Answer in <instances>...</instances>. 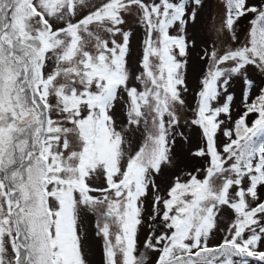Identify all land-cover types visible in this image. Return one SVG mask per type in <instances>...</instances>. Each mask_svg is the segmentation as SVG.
I'll return each instance as SVG.
<instances>
[{"label":"snow or ice","instance_id":"1","mask_svg":"<svg viewBox=\"0 0 264 264\" xmlns=\"http://www.w3.org/2000/svg\"><path fill=\"white\" fill-rule=\"evenodd\" d=\"M207 8L0 0V264H92L89 214L103 264H264V89L253 98L247 75L264 73V2ZM194 50L206 67L189 104ZM233 80L243 88L234 120ZM187 129L201 164L162 190L156 178L174 167L178 141L192 143Z\"/></svg>","mask_w":264,"mask_h":264},{"label":"rangeland","instance_id":"2","mask_svg":"<svg viewBox=\"0 0 264 264\" xmlns=\"http://www.w3.org/2000/svg\"><path fill=\"white\" fill-rule=\"evenodd\" d=\"M253 3H261L264 0H252ZM219 11L217 9V0H208V8L205 10V16L209 13ZM135 18L130 17L129 22L134 23ZM248 19H244L240 24V34L241 38L247 33L249 28ZM135 28V36L132 41V50L129 59V71L131 73H138L140 65L139 61L142 55V41L144 38L143 29L139 28V26L134 25ZM215 35V34H213ZM206 65L200 61V57L198 54V50H194L192 52L191 60L188 67V83L193 92L187 96V101L189 104L194 103L193 95L194 91L198 85V81L205 71ZM248 78H251L254 81V88L252 89L253 98L255 95H258L261 89H264V73H261L259 70L254 67H249L248 69ZM134 84H138V82L133 81ZM230 92L235 94V99L233 103V112L232 118L233 120L238 117V115L242 112V84L240 80H233L231 87L229 89ZM125 101L126 96H122L121 99L117 102L115 106L116 118L120 122L125 121ZM185 135L190 137L192 143H188V141H178V147L176 149L174 167L171 169H165L164 173L160 176H157V183L160 185L161 189H167L169 184L172 182L174 175H179L181 173H187L191 171L195 167H199L201 162L194 160L190 157V150L194 151L197 143L199 142V137L194 135L191 129L185 130ZM137 142V138L135 136L132 137L133 147H135ZM148 207L150 210V201L148 202ZM232 212L228 211L224 214L223 220L224 224L221 225V230L216 232L215 238L210 240V246L217 244L220 242L223 237V228L226 227L227 223L232 218ZM95 222L96 217L93 214H89L85 217L84 225L86 226V233L88 235V255L89 259L92 261V264H103V241L95 236ZM144 233H141L140 241L143 242ZM142 250V249H141ZM252 264H256L255 261Z\"/></svg>","mask_w":264,"mask_h":264},{"label":"trees","instance_id":"3","mask_svg":"<svg viewBox=\"0 0 264 264\" xmlns=\"http://www.w3.org/2000/svg\"><path fill=\"white\" fill-rule=\"evenodd\" d=\"M251 118H254V117H251ZM251 118H250V119H251Z\"/></svg>","mask_w":264,"mask_h":264}]
</instances>
